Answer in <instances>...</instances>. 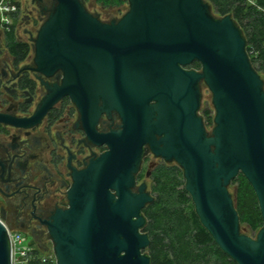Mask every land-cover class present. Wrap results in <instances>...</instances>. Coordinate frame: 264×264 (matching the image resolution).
Here are the masks:
<instances>
[{
  "label": "water",
  "instance_id": "water-1",
  "mask_svg": "<svg viewBox=\"0 0 264 264\" xmlns=\"http://www.w3.org/2000/svg\"><path fill=\"white\" fill-rule=\"evenodd\" d=\"M55 2L33 46L34 70L60 83L42 80L48 93L37 112L10 123L30 128L69 97L88 139L107 148L74 171L69 207L48 223L56 264H151L143 233V211L154 201L150 170L137 187L148 150L151 163L182 168L203 226L226 255L264 264V80L232 16L216 17L205 0H128L121 19L105 23L83 0ZM194 62L199 71L189 69ZM202 82L211 92V132L199 114ZM113 111L119 129L98 133L101 115ZM240 174L258 198L256 238L242 232L229 190ZM0 264H11L2 219Z\"/></svg>",
  "mask_w": 264,
  "mask_h": 264
},
{
  "label": "flooded vegetation",
  "instance_id": "flooded-vegetation-1",
  "mask_svg": "<svg viewBox=\"0 0 264 264\" xmlns=\"http://www.w3.org/2000/svg\"><path fill=\"white\" fill-rule=\"evenodd\" d=\"M83 2L86 6L87 0ZM55 8V0H18L9 24L2 22L0 13V219L9 229L28 237L38 251L53 255L54 241L48 223L58 210L69 207L68 191L74 184V171L85 169L93 158L107 151L106 146H97L88 139L79 109L69 97L59 101L40 123L30 128L10 123L29 119L37 112L48 93L42 80L50 85L60 83L56 75L41 77L34 70L35 40ZM11 38L29 45L24 60L12 53ZM196 64L199 63L194 62L189 69L199 71L201 66L195 68ZM201 111L202 105L199 114L204 119ZM120 123L115 111L111 116L104 113L96 130L110 133L119 129ZM150 156L154 155L148 150L140 173L145 164L151 163ZM157 164H149L146 175ZM143 181L137 176V187Z\"/></svg>",
  "mask_w": 264,
  "mask_h": 264
},
{
  "label": "trees",
  "instance_id": "trees-1",
  "mask_svg": "<svg viewBox=\"0 0 264 264\" xmlns=\"http://www.w3.org/2000/svg\"><path fill=\"white\" fill-rule=\"evenodd\" d=\"M219 17L231 15L247 42V53L254 69L264 75V0H205ZM105 8H117L126 0H99ZM12 53L24 60L28 44L10 39ZM195 68H200L196 64ZM213 112H203L206 126L214 123ZM143 169L138 180H143ZM151 194L154 201L143 211L147 220L144 232L150 237L147 253L151 264H237L216 244L203 226L186 182L182 168L174 163H158L151 171ZM236 188L235 206L241 225L253 232L263 227V218L256 193L240 174L232 184ZM53 264V263H48Z\"/></svg>",
  "mask_w": 264,
  "mask_h": 264
},
{
  "label": "built area",
  "instance_id": "built-area-1",
  "mask_svg": "<svg viewBox=\"0 0 264 264\" xmlns=\"http://www.w3.org/2000/svg\"><path fill=\"white\" fill-rule=\"evenodd\" d=\"M17 7L18 0H0L3 23H10L11 16L16 12ZM6 228L10 242L11 264H56V258L48 257V254L38 251L23 233L11 230L7 226Z\"/></svg>",
  "mask_w": 264,
  "mask_h": 264
},
{
  "label": "rangeland",
  "instance_id": "rangeland-1",
  "mask_svg": "<svg viewBox=\"0 0 264 264\" xmlns=\"http://www.w3.org/2000/svg\"><path fill=\"white\" fill-rule=\"evenodd\" d=\"M30 1V0H29ZM86 6L88 8V10L96 15H99L100 19H102L103 21H111L113 19H119L121 17H123L129 10V4L126 2L124 3L122 6L120 7H113L110 9H105L100 3L99 0H87ZM212 13L216 16L219 17L215 14L213 8H212ZM263 80H264V75H261ZM207 109H210L213 112V116H214V109L211 105V92L209 91V89L207 88V86L205 84L202 85V115L203 112ZM213 127V125H209L208 126V132H211V128ZM149 163L144 165V170H146V167L148 166ZM230 193L233 196L234 202H235V193H236V188L235 186L231 185L229 187ZM236 204V203H235ZM241 230L243 233L247 234L248 236L252 237V238H256L258 231L253 232L248 226L246 225H241ZM54 257L55 256L53 254H48V257Z\"/></svg>",
  "mask_w": 264,
  "mask_h": 264
}]
</instances>
